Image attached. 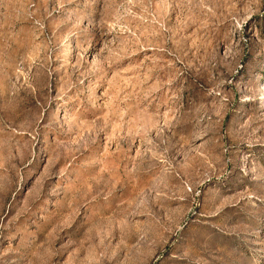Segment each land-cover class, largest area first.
<instances>
[{
    "label": "rangeland",
    "instance_id": "obj_1",
    "mask_svg": "<svg viewBox=\"0 0 264 264\" xmlns=\"http://www.w3.org/2000/svg\"><path fill=\"white\" fill-rule=\"evenodd\" d=\"M0 264H264V0H0Z\"/></svg>",
    "mask_w": 264,
    "mask_h": 264
}]
</instances>
